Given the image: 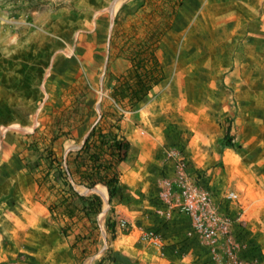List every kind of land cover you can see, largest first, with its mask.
I'll return each mask as SVG.
<instances>
[{"label":"rangeland","instance_id":"rangeland-1","mask_svg":"<svg viewBox=\"0 0 264 264\" xmlns=\"http://www.w3.org/2000/svg\"><path fill=\"white\" fill-rule=\"evenodd\" d=\"M149 52L163 80L120 102ZM70 116L63 149L102 119L134 146L122 201L87 191L104 202L98 225L53 217L21 159ZM20 179L36 219L16 238ZM108 249L137 264H264V0H0V264H99Z\"/></svg>","mask_w":264,"mask_h":264},{"label":"trees","instance_id":"trees-1","mask_svg":"<svg viewBox=\"0 0 264 264\" xmlns=\"http://www.w3.org/2000/svg\"><path fill=\"white\" fill-rule=\"evenodd\" d=\"M140 55L136 53L135 56ZM143 57H139L137 64L141 69L135 74L134 82L115 87L119 94V101L129 100L132 104L142 101L151 91L153 84H158L163 79L149 78L151 70L143 66ZM159 67L154 62V69ZM131 81V80H130ZM150 81V83H149ZM73 113L78 105L71 107ZM65 110V109H63ZM65 122L72 123V117L64 119L55 117L49 124L50 137L48 140L30 143L23 157H21L25 171L32 176L38 185L39 193L47 195V208L55 218H65L69 223L91 221L98 225L97 217L102 212L104 202L97 193L87 194L98 185H103L108 190L110 201L125 198L124 186L121 182L122 165L129 161L134 150L133 143L116 129L112 124L101 122L95 124L83 144L78 148L63 149V139H70L71 131L65 129ZM84 120L77 122V126ZM32 137V133L27 134ZM63 138V139H62ZM225 145L233 147L230 129H227ZM29 142V143H28ZM84 188L86 192H82ZM66 234V229L60 227ZM107 264H137L128 255L114 249H108L99 261Z\"/></svg>","mask_w":264,"mask_h":264},{"label":"bare ground","instance_id":"bare-ground-1","mask_svg":"<svg viewBox=\"0 0 264 264\" xmlns=\"http://www.w3.org/2000/svg\"><path fill=\"white\" fill-rule=\"evenodd\" d=\"M201 50V49H200ZM192 55V54H191ZM205 62V61H204ZM203 62V63H204ZM204 66V65H203ZM197 68V67H196ZM189 70V69H188ZM193 70V69H192ZM191 87V86H190ZM200 88V87H199ZM183 89V88H182ZM177 93V92H176ZM178 94V93H177ZM196 95V94H195ZM201 95V94H200ZM193 97V95H192ZM189 98V97H188ZM192 100V99H191ZM179 124V123H178ZM174 133V132H173ZM27 180L20 179L16 191L14 201L22 202L23 204L17 205L10 214L7 215V223L11 227L15 237L18 238L23 228L24 221L33 222L36 219V207L32 202L31 197L27 194ZM104 188V187H103ZM105 189V188H104ZM23 225V226H22ZM29 226V225H28ZM21 227V228H20ZM26 228V227H25ZM43 228V227H42ZM31 237V236H30Z\"/></svg>","mask_w":264,"mask_h":264},{"label":"crops","instance_id":"crops-1","mask_svg":"<svg viewBox=\"0 0 264 264\" xmlns=\"http://www.w3.org/2000/svg\"><path fill=\"white\" fill-rule=\"evenodd\" d=\"M144 57V62H145V67L147 68V69H149V70H151V72H148V74L150 75L149 76V78L151 77V76H154L156 79H160V77L158 76V73H160V70H158L157 71V73H156V71H155V69H154V64H153V62H152V59H153V53L152 52H149L148 54H144L143 55ZM124 56H122V57H119L118 58V61H119V63H123V62H127V60H125V58H123ZM151 58V65H149V59ZM124 81H122V83H123ZM122 83H120L119 85L120 86H122ZM149 83H150V81H149ZM160 83V82H159ZM158 83V84H159ZM158 84H153V87H152V89L151 90H153L154 89V87H156ZM123 87V86H122ZM117 104V103H116ZM88 134H86L85 135V137H84V139L82 140V142H81V145L83 144V142H84V140H85V138H86V136H87Z\"/></svg>","mask_w":264,"mask_h":264},{"label":"built area","instance_id":"built-area-1","mask_svg":"<svg viewBox=\"0 0 264 264\" xmlns=\"http://www.w3.org/2000/svg\"><path fill=\"white\" fill-rule=\"evenodd\" d=\"M229 196H230V197H233V196H234V192H231V193L229 194ZM199 197H200V198H199L200 203H203V205H205V204H206V201H207V194H206V192H205V191L200 192V193H199ZM189 208L195 209V205H194L193 202L190 203ZM202 210L204 211V209H202Z\"/></svg>","mask_w":264,"mask_h":264}]
</instances>
